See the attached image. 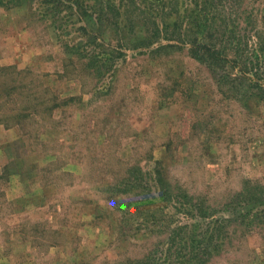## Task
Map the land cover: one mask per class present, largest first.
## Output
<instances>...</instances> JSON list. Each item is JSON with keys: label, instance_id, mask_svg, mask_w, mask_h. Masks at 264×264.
Returning a JSON list of instances; mask_svg holds the SVG:
<instances>
[{"label": "rangeland", "instance_id": "obj_1", "mask_svg": "<svg viewBox=\"0 0 264 264\" xmlns=\"http://www.w3.org/2000/svg\"><path fill=\"white\" fill-rule=\"evenodd\" d=\"M77 1L0 0V264H264V209L239 197H264L262 73L219 85L186 45L120 44L211 16L198 37L231 66L264 48V0H148L120 29L95 12L129 0ZM91 37L93 56L67 53Z\"/></svg>", "mask_w": 264, "mask_h": 264}, {"label": "trees", "instance_id": "obj_2", "mask_svg": "<svg viewBox=\"0 0 264 264\" xmlns=\"http://www.w3.org/2000/svg\"><path fill=\"white\" fill-rule=\"evenodd\" d=\"M143 2L146 3V5ZM140 3L144 5V7L141 6L144 9H146V6L148 4H152V2H149L148 0H129L127 5H124L123 2H121L120 7H118L117 9L115 8L114 3H108L104 6L102 5L97 11L98 15H96V12H95V16H96V18H98V19H96V22H97V20H99L98 25H99V22L101 25L105 24L107 21L106 22L104 21V16L101 13H105L106 11H111V9H113V11H115V13H116L115 17L117 18L118 23L116 22V24H114L110 20H108L109 23H112L116 29H120V27L126 28V26L129 25L130 22H128V24H124L121 26V24L126 23L125 19H127V15H125L124 13L129 10L128 8L130 6H134V5L137 6V5H140ZM74 5H75V8H77L76 5H79L78 7H81L83 10V3H81L79 0L76 3L71 5L72 10L74 8ZM136 6H135V8H136ZM167 7L169 8V5H167ZM207 14H209V13H207ZM90 17L92 18L93 16L91 15ZM151 19H153V18H151ZM93 20L95 21V19H93ZM173 20L174 21H172V23L169 26L168 23L166 22V20L161 21V19H160L159 21H157L154 19V23L151 26L153 27L155 34L150 35V32H149V35L151 36L150 38L153 37L152 39H146L145 38V30H143L142 33H143L145 39H143V40L139 39L137 43H133V42L130 43V41H129L128 43L127 42H124V43L121 42L120 44L129 46L132 49H137V48H140L142 46L150 49L155 44H157L158 42H160L162 40L173 41V45L167 46V45H161V44L159 45L158 44V46L154 47L153 50H161L163 48L164 49L165 48H177V47L185 46V45L188 46V49H189L191 56L194 59H196L198 62H200L201 64L205 65L208 68V70L212 73L215 81L219 85L226 83V82H229V81H231L232 84L234 82H236V77H232V74H233L232 71L236 70L237 68L239 71L238 66H240V71H239L240 73L238 76L245 77L249 73L247 71H243V69L246 67H251V68H253L255 73H257V72L262 73L263 81H264V67L261 66L262 62L264 61V59H263L264 58V54H263L264 48L263 47L262 48L256 47L252 51V53H249V54L247 53L245 57H244V55H242V56H240V59H234L233 61L231 60V66H230V60L224 59V56L229 55V53L226 52L227 47L222 46V50L217 49L215 46H213L211 44H206L205 39L198 37L200 34L206 33V30H209L212 27V26H209V24L211 23V20H212L211 16H207V17L204 16L202 18V21H200L199 18H196L194 21H192L193 26H195V28H196L194 30H197V33H195L193 35L194 37L190 36L191 34L186 36L187 34L181 33L182 29L181 28L179 29V26H178L179 20L177 19V16H174ZM107 23L105 24V27L109 26V25H107ZM144 25H145V21H144V24H142V26H144ZM110 27L112 28V26H110ZM168 28H173L174 32H176V33L174 35H168L167 33H165L164 36H162V35L160 36V33H158L159 32L158 30L162 29V30H164V32H166V30ZM128 31H130L131 34H134L133 33L134 31L132 28H128ZM190 32H188V33H190ZM156 34H158V35L154 36ZM91 38H93V39L86 41L85 50H82L78 47H75V49H73L72 48L73 46L71 47V46L66 44V50H68L67 53L70 55L69 50L72 49L74 51L73 54L77 55V59L76 58L75 59L77 61H79L80 63H82L83 59H85V57L87 58V57H90L89 55H91L87 52L88 47H90V51L92 52V48H93L92 45H96V43L98 42L97 38H94V37H91ZM232 39L236 43L239 41V37L234 35V34H233ZM102 44H103V42H102ZM96 46L100 47V48L102 47L101 43H100V45H96ZM261 49H263V51ZM233 52H235V51H233ZM114 55H115L114 52H111V54L110 53L104 54L105 60H102V61L103 62L113 61ZM91 56H93V55H91ZM229 56H231V55H229ZM89 61L95 62L93 60H89ZM103 66L106 67L107 65H103ZM101 69H103V68H101ZM249 80H250V82H254L253 79H249ZM254 83L255 84L252 83L253 84L252 85L253 91L251 92V94H253L257 98H259L260 100H264V85L259 84V79H257V81ZM248 88H250V87H247V89ZM246 91H244V94L245 95L249 94L248 92L246 93ZM257 190L258 191L261 190V187H258L255 191L257 192ZM246 191H243L244 193L243 192L240 193L241 195L239 197H242V200L240 199V202L241 203L246 202V204H247L246 207L249 206V208L255 207L256 205H260L264 209V206L261 205V204H264V197H260L258 194H256V192L251 193V191L250 192H248V191L246 192ZM164 194H168V191L166 190V192ZM228 207H230L229 203H227L226 205L223 206L224 210H226V211L228 210L227 209ZM208 210H210V208L205 209V210L199 209L198 212L200 213L201 216L204 212L203 217H206L209 213L211 214V212ZM190 214L194 215L193 212H191ZM212 214H213V212H212ZM248 214H250V213L247 212V209H245V208L242 211L236 213V215L238 217H241L243 215H245V217H246V216H248ZM232 216H235V212H234V214L232 213ZM212 232L214 235L217 232H219V225H217L216 227H213ZM204 246H205L204 250L210 254L211 250L213 249L211 247V245L208 246V245H205V243H204ZM202 253H205V252L202 250ZM199 254H201V252ZM183 259L184 258H181L178 256L169 264H182Z\"/></svg>", "mask_w": 264, "mask_h": 264}]
</instances>
